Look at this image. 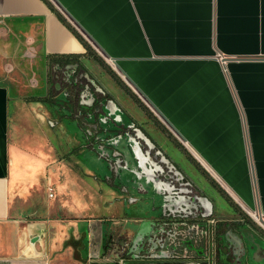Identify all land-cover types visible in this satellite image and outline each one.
I'll return each instance as SVG.
<instances>
[{"label": "crops", "instance_id": "obj_1", "mask_svg": "<svg viewBox=\"0 0 264 264\" xmlns=\"http://www.w3.org/2000/svg\"><path fill=\"white\" fill-rule=\"evenodd\" d=\"M46 1L64 23L44 0H0V264H118L142 221L125 217L142 176L118 165L109 179L83 154L85 141L141 134L69 117L101 101L79 87L68 101L63 77L81 68L163 152L193 166L180 146L199 166L210 200L236 214L214 218L226 240L242 222L232 204L264 230V0Z\"/></svg>", "mask_w": 264, "mask_h": 264}, {"label": "water", "instance_id": "obj_2", "mask_svg": "<svg viewBox=\"0 0 264 264\" xmlns=\"http://www.w3.org/2000/svg\"><path fill=\"white\" fill-rule=\"evenodd\" d=\"M44 1L48 3L46 0ZM49 6L56 12L50 4ZM89 51L92 52L91 49ZM105 69L109 70L107 66ZM110 76L114 77L115 75L110 73ZM67 79L66 85L69 86L71 94L68 101L72 105L74 103L72 93L75 90L73 87L77 85V82L74 77ZM99 91L101 98L108 94L102 86L99 87ZM110 102L115 107L113 108L114 111H109L101 104V101L95 104L104 116L114 118V113L116 110L120 112V107L114 100L110 99ZM133 124L136 123L133 122ZM97 125L98 127L100 125V130L110 134V132L117 130L113 126L120 125V123L114 121L112 127H103V125L96 123L94 127L89 128L88 126L86 132L96 130ZM135 128L141 134V141L146 147L143 150L140 149L135 138L127 144H115L111 138L103 143L115 151L113 153L115 156L120 157V159L108 158L115 167L121 163L123 166L119 167L120 170L126 168V170L131 169L140 172L143 180L139 182L141 185H147L148 188L141 187V185L139 188L142 192H149L152 195L154 201L151 202L157 203L160 213L138 223L135 230L131 232L128 242L117 243L119 250L122 251L116 260L119 262L118 264H264V230L262 227L247 215L242 214L232 204V207L241 216L242 222L236 229L238 234H235L236 239L234 241L226 240L218 229L215 230L216 223L213 225L207 221V219L212 218L211 216L217 207L216 203L210 200L206 194V186L201 179L205 175L199 166L180 146L181 153L193 166H186V162L184 164L177 163L170 154L155 147L154 143L141 132L139 127L136 126ZM159 128L161 129V127ZM122 147H126L128 151ZM156 156L161 158L158 163L155 162ZM159 163L161 164L159 165ZM198 173L201 177L198 176ZM152 174H156V178L162 180L158 182L155 177H152ZM213 187L217 189V187ZM220 194L223 196L222 193ZM205 208L206 211H203ZM185 210L190 211L185 213ZM141 223L147 226L143 228ZM212 230L220 233L216 232L217 238L214 247L212 246L214 239L211 238ZM243 230L247 231L243 232ZM204 239L206 240L205 246L203 245ZM257 251L263 255V259L258 263L253 258Z\"/></svg>", "mask_w": 264, "mask_h": 264}, {"label": "flooded vegetation", "instance_id": "obj_3", "mask_svg": "<svg viewBox=\"0 0 264 264\" xmlns=\"http://www.w3.org/2000/svg\"><path fill=\"white\" fill-rule=\"evenodd\" d=\"M76 65H79L78 63H76ZM81 71L79 72V70L77 71V72H74V73H72V74H68L67 76H64L63 77V80L65 81H67L68 79L67 78H75V80H76V82H77V85L75 86V87H73V85L72 86H70L71 88L73 87V88H75V89H77V87H79L80 89V91L81 92H83V93H85V94H92V96L93 95H95V97L99 100V87H100V84H99V82L97 81V78H94L91 74H89L87 71H86V69H83V68H81L80 69ZM84 72V73H83ZM87 74L88 75V78L87 77H85L83 74ZM72 76V77H71ZM67 87H69V86H67ZM78 90V89H77ZM101 104L103 105V106H105L106 108H108V110L109 111H114V109L113 108H115V107H113L112 106V104H111V102H110V98L108 97V94L107 95H104L101 99ZM87 105V104H86ZM97 106V104H95V100H94V103L92 102L91 103V105L87 108V107H85L83 110H78L77 112H75L74 114H72L71 113V116H69L70 118H75V119H77V121H79V122H81V123H85V124H89V125H92V124H106L107 126H109L110 124H113V122L115 121V122H118V123H120L121 125H124L126 128L128 127H130V130H133V131H135V127H136V125L135 124H133V122H134V119L133 118H129L128 117V115H127V113L125 112V110L124 109H122L121 107H120V105H119V107H120V110H124V114L126 115H123L121 112H118L117 110H116V112L114 113V118H112V117H107V116H104L103 115V113H101V111H100V109H99V107H96ZM91 109V110H90ZM113 119V120H112ZM132 120H133V122H132ZM135 123V122H134ZM125 128V129H126ZM124 129V130H125ZM116 136H112L111 137V139H113V140H118V138H115ZM136 140V139H135ZM138 140H136V143L140 146V149H142L141 148V146H143V145H141L140 143H139V141L137 142ZM115 142V141H114ZM143 143V142H142ZM115 144H118V143H116L115 142ZM120 144V143H119ZM85 145V146H84ZM155 145V147H157V148H160L157 144H154ZM83 146L84 147H87V148H90V147H92L93 149H94V151H95V154H97V156L101 159V160H103V162L106 164L105 166L107 167V168H109L110 169V171H111V175H109L108 177H109V179H110V177H113V175H114V171H115V169L113 170V168H115V166H114V163L112 162V161H110L108 158H110V159H115V157L116 158H118V159H120V157L119 156H115L113 153H115V151L114 150H111V148L108 146V145H105V144H102L101 142L99 143V144H90L88 141H86L85 143H83ZM144 147V146H143ZM125 148V147H124ZM146 147H144L143 149H145ZM142 149V150H143ZM161 149V148H160ZM139 150V149H138ZM140 153V152H139ZM159 160H161V158L160 157H157L156 156V161L155 162H159ZM113 164V165H112ZM161 163H159V165H160ZM120 165V167H122L123 165L120 163L119 164ZM117 168V167H116ZM136 171V176H140L141 174H140V172L139 171H137V170H135ZM153 176L152 177H155L156 178V174L154 175V174H152ZM175 178H177V177H175ZM156 180L158 181V182H160L161 180H159V179H157L156 178ZM188 211H190V210H185L184 212L185 213H188ZM202 211V210H201ZM203 211H206V208H205V210H203ZM215 223V222H214ZM214 225V224H213ZM215 229V228H214ZM216 230V229H215ZM215 230H212V233H211V238L212 239H214V242H213V240H212V246L214 247L215 246V241H216V232H218V231H215ZM218 234H220L219 232H218ZM202 240V239H201ZM205 242H206V240L204 239V241H203V245L205 246ZM104 249H109V250H111V245H109V242H105V244H104Z\"/></svg>", "mask_w": 264, "mask_h": 264}, {"label": "rangeland", "instance_id": "obj_4", "mask_svg": "<svg viewBox=\"0 0 264 264\" xmlns=\"http://www.w3.org/2000/svg\"><path fill=\"white\" fill-rule=\"evenodd\" d=\"M33 92H37V90H34ZM120 112L123 115H125L124 114V110H120ZM66 120L68 121V125L71 127L70 120H68V118H66ZM83 150H84V153L83 154L88 155V156H92V160L94 161V163H97L99 166H102V167L104 166L103 160H99V159H96L95 158V151H94V149L92 147H90V148L84 147ZM94 163L91 160L90 161H87V164L90 167L95 166ZM127 185H128V187H130L132 198H135V201L128 203V208L125 211V217H130L131 216L133 218L137 217V218H140L142 220H147V218H149L150 216H153L154 213H155V210L157 208V203L151 202V201H154V198L152 197V195H150L149 192H139V193H136L135 192L136 186H135V183L134 182L131 185L129 183ZM141 186L144 187V188H146V187L148 188L147 185H141ZM50 191H51V189H50ZM48 192H49V190H48ZM97 194L99 195V197L101 199H104L107 196H109L107 194V192H104V188H102L100 190V193H97ZM115 199L116 198H113V201H111V198H110V201L113 204L114 203L117 204L118 202ZM101 202L102 201L100 200V204H103ZM104 205H105V203H104ZM104 205H100L99 212H95L96 215H100V216H103V217H107V216L110 217L111 215H114L115 214V211H116L115 209L116 208H112V209H110L107 212V210L105 209L106 206L105 207H101V206H104ZM213 213L214 214L212 215V218H215L216 220L219 219L220 217H222L224 219H226V218L232 219L230 221L236 220V214L233 213V211L227 210V208H226V211H225L221 207L218 206L217 209L214 210ZM232 223H236V222H232ZM113 224L114 223H112L110 221H107V222L104 223V225H105L104 228L108 230L109 228H111L112 226H114ZM117 224L119 226H121L124 223H123L122 220H118L117 221Z\"/></svg>", "mask_w": 264, "mask_h": 264}, {"label": "built area", "instance_id": "obj_5", "mask_svg": "<svg viewBox=\"0 0 264 264\" xmlns=\"http://www.w3.org/2000/svg\"><path fill=\"white\" fill-rule=\"evenodd\" d=\"M49 192L47 193L48 197H51L52 193L50 191V188L48 189ZM248 217H250L256 224H258L260 227L263 228V224H262V220L261 217L258 216V214L256 212H249L247 214ZM207 221L211 224H214L215 220L213 218H209L207 219Z\"/></svg>", "mask_w": 264, "mask_h": 264}, {"label": "trees", "instance_id": "obj_6", "mask_svg": "<svg viewBox=\"0 0 264 264\" xmlns=\"http://www.w3.org/2000/svg\"><path fill=\"white\" fill-rule=\"evenodd\" d=\"M47 5L49 6V4L47 3ZM49 8H50V6H49ZM56 13V12H55ZM56 15H57V17L59 18V20L61 21V22H63L64 23V20L60 17V15L58 14V13H56ZM70 29V28H69ZM72 30V29H71ZM72 33L75 35V37L77 38V39H79L80 40V37L72 30ZM86 49L89 51V49L86 47Z\"/></svg>", "mask_w": 264, "mask_h": 264}]
</instances>
